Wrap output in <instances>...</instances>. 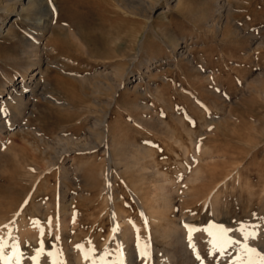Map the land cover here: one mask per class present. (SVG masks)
<instances>
[{"label": "rangeland", "instance_id": "1", "mask_svg": "<svg viewBox=\"0 0 264 264\" xmlns=\"http://www.w3.org/2000/svg\"><path fill=\"white\" fill-rule=\"evenodd\" d=\"M38 1L15 21L11 0H0L3 103L21 73L29 80L42 66V86L21 111L0 113V234L21 228L18 253L30 246L19 245L29 227L30 248L78 245L109 222L105 198L136 212L131 193L148 197L155 169L165 174L172 214L199 200L193 230L236 221L208 216L206 197L233 207L249 196L256 210L264 198V0H42L47 14ZM40 18L51 24L37 35ZM58 216L67 231L57 232Z\"/></svg>", "mask_w": 264, "mask_h": 264}, {"label": "bare ground", "instance_id": "2", "mask_svg": "<svg viewBox=\"0 0 264 264\" xmlns=\"http://www.w3.org/2000/svg\"><path fill=\"white\" fill-rule=\"evenodd\" d=\"M41 1L42 0H39L38 3L40 4V6H42V10H43L44 14H47L48 9H47V7H44L43 2H41ZM130 1L138 3L137 0H130ZM17 2H18V0H11V2H10L12 4L11 9L13 10V12H15V14L13 16V20L17 19L20 16L21 12L27 7V5L31 4L32 6L35 7V5L37 4L36 0H26L23 3H21L22 5H20V6L17 4ZM41 18H44V17H41ZM45 18H47V17H45ZM43 20L42 21L39 20L38 22H40V23H37L34 26L35 29H37V32H38L37 35H40V34L46 32L45 29L49 30L51 22L49 23V20H46V21L45 20L43 21ZM42 31H44V32H42ZM28 45H29V43H28ZM33 46H34V44H33ZM175 46L176 45L174 43H172L171 46L169 47V48H171L172 52H174ZM29 48L31 49L30 46H29ZM34 48L36 50V46ZM41 68H42V66L38 64V66L36 68L37 71H35V70L33 71V73L31 74L32 77H30L29 80H27V76L24 74V72L21 73L20 79H18V82H16L8 90V96H9V101H10V102H8V105H5V104H7V102L5 104L3 103L4 99H6V97L0 98V113L2 115H5L4 113L7 112L5 119H8L7 117L9 116V114H11V111L14 108L23 105V101L28 97L29 94H31L32 92L34 93V90H36V88H39V86L41 84L39 83V78L36 77V75L39 73ZM109 76H106V78L108 80V83L111 85V79ZM122 78L123 79L121 81L127 79V77H125V74L122 75ZM136 84L133 85L134 88H136ZM31 95H33V94H31ZM28 99H29V97H28ZM25 103H27V102H25ZM17 109L20 110L21 108L18 107L14 110L16 111ZM19 110H17L18 113L21 111V110L20 111ZM12 113H15V112L13 111ZM12 115L13 114H11V116ZM2 119H4V118H2ZM10 119L8 121H10ZM1 121L2 120H0V122ZM7 122H4L3 124H7ZM12 122H13V120H12ZM0 127H2V126H0ZM117 144H119V143H117ZM93 146H95V145H93ZM116 149H117V147H116ZM116 149L113 148V150H116ZM148 153L146 152L145 155L146 154L149 155ZM113 156H114L116 162L119 161V159H121L118 155L117 156L119 158L116 156L115 152H114ZM200 159H201V157H200ZM108 171L110 172L109 168H108ZM161 174L165 176V174L162 173V171L159 169H155V170L151 171V176H152L151 182L152 183L149 184L150 189H151V193L149 195H147L148 197H146V196L139 197L138 195L135 194L136 192L131 193V194H133L132 195L133 198L131 197L132 198L131 200H133L132 202L135 203V206L137 209V210L135 209L136 212H134L132 210V212H134V213H131V210L129 211L130 208L128 206L131 207V205L127 204L129 202L124 203L125 201H123L124 204L121 203L120 205H118L117 204L118 201L116 203V200H115V198L112 197L113 196L112 194H111L112 195L111 199H110V197L105 198L107 200L109 199L108 200V205H109L108 208L109 209H108V212L105 211V213L107 212L106 215H107V219L109 220V222L106 220L108 222V225L107 226L104 225V223L106 221L105 222L103 221L104 223L102 222V224H103V225H101L102 227H100V226L97 227V225H95V224H94L95 226L93 225L94 222H97V219H96V221H95V218H94V220L90 219V221H88V222L93 221V223H92L93 228L97 227V229L95 230L92 228L93 230L92 229L89 230L90 228L86 227L89 231L86 230L87 233H86L85 237L81 233L82 234L81 236H83V240L78 245H81L82 248L78 249L76 247L77 245H74L73 247L67 246V248L64 247V249H63L64 252H62L61 251L62 249L61 250L60 249H52L54 246L51 248V250H47L48 249L47 245H44L43 243H39L38 248H43L44 252L42 255H40L38 257V262H37V261H34L32 259V257L37 255V249L38 248L36 249L37 246L35 248L34 247L30 248L31 245L37 244V242L35 241V238H34L35 234L34 235L30 234V232L31 233L33 232L32 229L29 227L31 231L28 230L29 228L26 229L27 231H29V233L27 232L22 237H20V235H19V237H20L19 241L20 242L16 239L19 242V245L24 244V242H26V243L29 242L28 244H30V246H29L30 249L28 248L27 251L25 249V252L22 251L23 253H18L19 250L17 252L16 246L13 247V245L16 244V242L14 243L15 237L18 236L15 233V231L18 229L20 230L21 228L19 227L18 229H16L14 231V234L16 235L15 237H13L14 235H12V234L9 236V233H8V235L6 233H2L8 227H10V229H11V225L9 226V224H6L7 227L4 228V230L1 231L2 234H0V238L3 239L6 246L3 248V251H2V253H0V255H3L5 258H8V257L13 256V252H16L19 254V264H54V262H56V261H64V262H66V264H218V263H222V264H247V261L250 257H251V259L256 261V264H259V257H257L255 254L246 253L245 246H248L249 248H255L258 253H260L261 255H264V198L261 199V202L256 207V210H253V211H251L252 209L249 210L250 209L249 208L250 207L249 196H247L246 199H241V200L238 197L237 201L233 202L235 204V206H234V204L230 203L231 206L233 205L234 208L230 207V205H228V204L223 203L224 202L223 200L226 197L222 201H219L217 198H215L217 196L218 197L220 196L218 194H217V196L214 194L215 196L213 198L211 197L212 199L211 198L207 199V197L203 198L200 200L201 201L200 203L205 204V206L208 204V206H207L209 208V209L207 208L208 212H205L208 214V216H211L212 218H218L221 216H227V215L235 214L236 221L234 223L230 222L231 225L229 224L228 227L224 226L225 228L223 230H221L222 229L221 228L220 231H217L218 228H216V225L213 222H212V224L215 227H213V225L210 223L212 225V227H207V228H203L200 230L195 228L193 230L192 229L193 226L190 224L189 218L190 217L194 218V215L199 214L198 212L196 213V210L197 209L200 210L201 208H197V209L194 208L195 210H191L195 206V204L197 202H199V200H197V198L191 200L194 203V205H193V207H191V209L189 208L190 211L179 210V213L172 214V211H170L171 207H172V197H171V194L169 192V188L165 184L167 182H165V183L163 182L164 176H162ZM161 176H162V178H161ZM107 178L109 179V177H106V179ZM193 179H198V177L196 176ZM170 183H172V182L170 181ZM103 186L101 187L102 189H103ZM107 186L109 188V185H107ZM110 188H111V186H110ZM110 188L107 190H104V191H108V190L110 191L111 190ZM246 188H248V187L246 186ZM215 192L217 193L216 190H215ZM109 194H110V192H109ZM248 194L249 193H247L246 195H248ZM104 195L106 196V194H104ZM61 199H63V198H61ZM221 199L222 198H220V200ZM103 200H104V198H103ZM59 202H61V200ZM66 202H67V200H66ZM97 202H99V201H97ZM192 202H190V203H192ZM48 203L43 202V204H48ZM67 203H69V202H67ZM59 204L61 205V203H59ZM106 204H107V201H106ZM197 205H199V203H197ZM44 206H46V205H44ZM96 206H97V204H96ZM205 206H203V207H205ZM62 207H63L62 209H66V207L64 208L63 204H62ZM104 207L106 208V206H104ZM133 207H134V205H133ZM58 208H57V210H59ZM59 212H62V211L59 210ZM97 212H98V210H97ZM202 212H203V210H202ZM105 213H104V215H105ZM53 214L51 215L52 218L54 217ZM56 214L59 215L58 212ZM63 214H65V213H63ZM100 214H101V212H100ZM46 215H47V213H46ZM19 216L20 215L17 216L18 219L20 218ZM44 216H45V214H44ZM64 216H66V215H64ZM21 217H23V216L21 215ZM45 217H47V216H45ZM58 218L59 219L61 218L60 220H62V221L56 222V225L54 224L58 230V231L55 230L54 231L55 233H56V231L59 232V230H61V232H63L62 230H64L66 228L65 226H67V224H65V223H64L65 226L62 225L63 222H65L67 217L66 218L64 217L65 218L64 221H63L62 216L61 217L58 216ZM208 218H210V217H208ZM230 218H233V217H230ZM24 219H26V217ZM24 219H22V220L24 221ZM0 220L2 221V219H0ZM20 220H21V218H20ZM52 221H54V220H52ZM36 222L39 223L38 220ZM78 222H80V221H78ZM26 223H24L23 225H25ZM33 223L34 222H32V225H34ZM40 223L42 224V222H40ZM2 224H4V223H2ZM23 225L21 223V226H23ZM30 225H31V223H30ZM51 225L52 224H50L49 226H51ZM73 225H76V224L75 223L72 224V227H74ZM84 225L86 226L87 224H84ZM84 225L82 228H85ZM2 226L4 227V225H2ZM35 226L37 227L38 225H35ZM61 226H63V227H61ZM3 227L1 229H3ZM26 227H27V225H26ZM22 228H24V227H22ZM46 228H48V230H49V227H45V229ZM79 229L77 231H79ZM65 230L67 231V228ZM5 231H8V230H5ZM10 231H12V230H9V232ZM23 231H22V233H23ZM51 231H50V233H51ZM72 231L75 232V230H72ZM40 232H41V228H40ZM253 232H255V235L254 236L250 235V233H253ZM33 233H35V232H33ZM58 235H60V234H58ZM190 235H191V240L189 239ZM221 235L225 239L232 241V243L228 244L224 248L223 251L219 250L221 247V243H222V241H220V239H219V237H221ZM40 236H41V234H40ZM54 236L56 237V235H54ZM73 236H76V235H73ZM65 237H64V239H65ZM77 238H79V237H77ZM79 239L81 240L82 238L80 237ZM40 240H38V242ZM63 241H62V243H63ZM28 244H26L25 247ZM43 245L46 247H43ZM64 245H65V243H64ZM70 245H72V244H70ZM48 246H49V244H48ZM49 253H51V255H49ZM62 253H64V254H62ZM86 255L88 257L87 259H85ZM0 264H4V260H0ZM9 264H17L16 258L13 257L9 261Z\"/></svg>", "mask_w": 264, "mask_h": 264}, {"label": "snow or ice", "instance_id": "3", "mask_svg": "<svg viewBox=\"0 0 264 264\" xmlns=\"http://www.w3.org/2000/svg\"><path fill=\"white\" fill-rule=\"evenodd\" d=\"M5 227H6V226H5ZM250 235H253V236H254V235H255V232L250 233ZM189 239L191 240V235L189 236ZM219 239H220V241H222V243H221V247H220V249H219L220 251H223L224 248H225L228 244L232 243V241L225 239L222 235H221V237H219ZM5 246H6V245H5L4 241H3V239L0 238V253H2L3 248H4ZM190 246H191V245H190ZM13 247H15V245H13ZM76 247H77L78 249H79V248H82L81 245H77ZM245 250H246V253H249V254H255L257 257H259V264H264V255H261L260 253H258L257 250H256L255 248H249L248 246H245ZM43 252H44L43 248H38V249H37V255H36V256H33L32 259H33L34 261H37V262H38V257H39L40 255H42ZM49 255H51V253H49ZM13 257L16 258V260H17V264H19V254L16 253V252H13V256H12V257H8V258H5L3 255H0V260H4V264H9V261H10ZM87 258H88V257H87V255H86V256H85V259H87ZM198 258H199V257H198ZM54 264H66V262H64V261H56V262H54ZM247 264H256V261L253 260V259H251V257H250V258L248 259V261H247Z\"/></svg>", "mask_w": 264, "mask_h": 264}]
</instances>
